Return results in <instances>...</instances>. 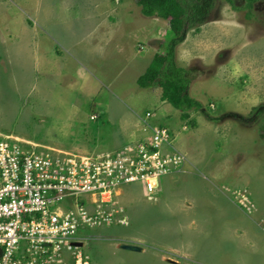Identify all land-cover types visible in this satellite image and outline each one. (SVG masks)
I'll return each mask as SVG.
<instances>
[{"label": "rangeland", "instance_id": "obj_1", "mask_svg": "<svg viewBox=\"0 0 264 264\" xmlns=\"http://www.w3.org/2000/svg\"><path fill=\"white\" fill-rule=\"evenodd\" d=\"M213 3L175 54L216 120L183 119L161 88L138 85L165 52L169 22L137 0H0V139L97 155L128 144L155 112L199 164L164 177L156 201L143 185L118 190L129 225L99 209L85 231L89 264H264V0Z\"/></svg>", "mask_w": 264, "mask_h": 264}, {"label": "built area", "instance_id": "obj_2", "mask_svg": "<svg viewBox=\"0 0 264 264\" xmlns=\"http://www.w3.org/2000/svg\"><path fill=\"white\" fill-rule=\"evenodd\" d=\"M152 117L143 120L146 137L97 155L1 139L0 264H89L85 231L97 227L99 209L107 207L128 224L116 207L118 190L143 185L156 201L162 179L184 171L188 157L168 128L148 121ZM82 196L92 203L81 202ZM241 202L247 207L249 200Z\"/></svg>", "mask_w": 264, "mask_h": 264}, {"label": "trees", "instance_id": "obj_3", "mask_svg": "<svg viewBox=\"0 0 264 264\" xmlns=\"http://www.w3.org/2000/svg\"><path fill=\"white\" fill-rule=\"evenodd\" d=\"M246 1L247 7H252L258 0ZM230 2L233 3V0ZM137 3L145 17L169 22L166 40L162 45L165 52L156 53L151 66L138 79V85L143 89L161 88L163 101L180 110L183 119L190 118L192 111H202L209 119L216 120L205 111L204 104L191 95L189 70L177 64L175 54L176 48L185 42L192 29L200 31V26L207 23L213 0H137ZM254 111L252 114L256 113ZM231 116L238 117L237 114ZM262 132L264 139V128Z\"/></svg>", "mask_w": 264, "mask_h": 264}, {"label": "crops", "instance_id": "obj_4", "mask_svg": "<svg viewBox=\"0 0 264 264\" xmlns=\"http://www.w3.org/2000/svg\"><path fill=\"white\" fill-rule=\"evenodd\" d=\"M90 83H93V81H92V80H87V81H86V84H87V85H89ZM93 84H94V83H93ZM163 103H166V102L164 101ZM137 112H139V111L137 110ZM150 113L153 114V117L150 118V119H148V121L150 120V122H151L153 125H155V124L152 122V119H154L156 113H155V112H154V113H153V112H150ZM141 116H142V114H137V117H141ZM145 119H147V117H141V120H142V121L145 120ZM95 120H97V118L94 119V120H92V121H95ZM143 123H144V122H143ZM142 127H143V126H142ZM142 127L138 129V132H134V133L131 135V140H132V139H133V140H134V139H143L144 137L147 136V133H144V131H143V133L141 132ZM131 140H130V141H131ZM177 149H178V148H177ZM178 150H179V149H178ZM179 151H180V150H179ZM181 151L184 152V153H186V152H185L184 150H182V149H181ZM188 168L193 169V170L200 169V168H199V164L196 163V162H194L192 159H190L189 163H187V164L185 165V167H184V171H183L182 173H180V174H187V173H189ZM186 171H187V172H186Z\"/></svg>", "mask_w": 264, "mask_h": 264}, {"label": "clouds", "instance_id": "obj_5", "mask_svg": "<svg viewBox=\"0 0 264 264\" xmlns=\"http://www.w3.org/2000/svg\"><path fill=\"white\" fill-rule=\"evenodd\" d=\"M211 108H212V106H210ZM150 113V112H149ZM94 119H96L95 118V116H92L91 117V120H94ZM5 137H2L1 139H4ZM0 139V140H1ZM25 141H28V140H25ZM31 142V141H30ZM34 143V142H33ZM40 145H43V146H48V147H54V146H49V145H44V144H40ZM54 148H58V147H54ZM59 149H61V148H59ZM78 150H74L73 152H77ZM188 157V156H187ZM188 159H189V157H188ZM178 174H180V173H178ZM172 175H175V174H172ZM170 176V175H169ZM249 213H252V211H250ZM127 220V219H126ZM127 222H128V220H127ZM125 225H129V223L128 224H125Z\"/></svg>", "mask_w": 264, "mask_h": 264}]
</instances>
